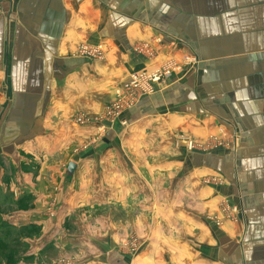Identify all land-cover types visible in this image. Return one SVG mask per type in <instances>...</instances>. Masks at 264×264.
I'll return each mask as SVG.
<instances>
[{
  "label": "crops",
  "instance_id": "1",
  "mask_svg": "<svg viewBox=\"0 0 264 264\" xmlns=\"http://www.w3.org/2000/svg\"><path fill=\"white\" fill-rule=\"evenodd\" d=\"M0 8V240L26 250L18 264H264V0ZM145 42L157 57L133 50ZM187 51L193 67L111 124L73 122ZM129 240L136 252L117 245Z\"/></svg>",
  "mask_w": 264,
  "mask_h": 264
},
{
  "label": "rangeland",
  "instance_id": "2",
  "mask_svg": "<svg viewBox=\"0 0 264 264\" xmlns=\"http://www.w3.org/2000/svg\"><path fill=\"white\" fill-rule=\"evenodd\" d=\"M2 12V9L0 8V13ZM139 44H146V42L145 43H139ZM138 44V45H139ZM137 45V46H138ZM150 49H147L146 50V52L144 51H142L141 53H142V55H144V56H148L149 54H153L152 56H151V58H153V57H157L158 55H159V48H153V47H151V45H148V44H146ZM82 47H84V46H80L77 50H76V52H75V54L76 55H78V56H82V57H84V58H87V59H90L91 58V56L89 57V56H84V55H82V53H81V48ZM95 48H98L99 50H100V52L101 53H99V55L101 54V56L100 57H102V55H103V52H102V50L99 48V47H95ZM135 52H139L137 49L135 50V49H133ZM191 56H192V53L191 52H189V51H187V52H183L182 54H181V57H180V63H177V61L176 60H174V59H170V60H172V67H171V69H172V73L174 72V71H177V70H180V71H182V70H185V69H187V67H193L194 65H195V61L194 60H192L191 59ZM93 58H97V57H93ZM187 61H190V62H187ZM137 71H139V70H137ZM171 73V74H172ZM132 74V73H131ZM130 74V75H131ZM170 77V76H169ZM168 80V79H167ZM126 82V81H125ZM125 82H123L122 84H121V86H119L117 89H115V91L114 92H116V91H118V89L120 88V87H122V85L125 83ZM167 82L168 81H166L165 82V85H167ZM143 85V83L141 84V86ZM165 85H163V86H165ZM155 89H156V85H155ZM155 89L153 90L154 92H155ZM153 92V93H154ZM117 93L118 92H116L115 93V96L111 99V100H109L108 102H107V104L104 106L105 107V109H104V112H103V119H104V122L105 123H109V124H111L112 123V121L114 120V118H115V116L114 117H112V116H109L108 114L107 115H105V112H106V110H107V106L109 107L110 105L112 106V105H114L115 103H117ZM146 96H148V95H146ZM143 97H145V96H143ZM143 97H141V98H143ZM141 98H139V99H137V101L136 102H134V105H136L137 104V102L141 99ZM134 105H132L131 106V108H133V106ZM110 108V107H109ZM131 108H129V109H131ZM128 109H123L122 110V112L119 114V116L118 117H120L121 116V114L123 113V112H125V111H127ZM77 115H80V116H84V117H86L89 121H92V119H98V117L99 116H101V115H92V116H90V115H88V114H77ZM76 115V116H77ZM117 117V118H118ZM74 118L75 117H73L72 118V120H73V122H74ZM75 123V122H74ZM77 124V123H76ZM87 124V123H86ZM107 130V127H106V129L104 130V132L103 133H105V131ZM103 133H101V134H103ZM97 134V133H96ZM96 136V135H95ZM106 137V136H105ZM185 138V139H184ZM214 140V146L216 145V146H219V147H224V145H225V142L223 141V143L220 141V140H218V139H213ZM175 141L176 142H178V143H180V145L181 146H183V148L185 149V150H187V151H198V150H208L209 149V147L210 146H208L207 145V143H203V142H199V143H197V142H195V141H193V139L191 138V137H188V136H183L182 134H179V135H177V139L175 138ZM189 142H190V145H189ZM177 143V145H179ZM227 146V145H226ZM216 179V181L218 182L219 181V183H222V182H224L225 183V177L223 176V175H218V174H216L215 176H214V180ZM215 181V182H216ZM223 183V184H224ZM223 208L225 209V211H226V214H225V211H224V214L228 217L229 216V213H230V210H232V208H235V207H229L228 205H227V203H224V206H223ZM230 218H232V214H231V217ZM208 221H206V223L207 222H209L210 224H215V226H216V220H214V218H212V219H207ZM218 222H220V221H218ZM16 237L15 238H13L12 240H10V242L11 241H15V242H17L19 239H22V237H23V234H18V235H15ZM130 241V242H129ZM127 243H121V244H117V245H120V246H122L123 247V249L124 250H126L125 248H126V244H128V246L129 247H127L128 248V252H131V251H134V252H136V250H137V244H136V242L133 240V241H131V240H129ZM10 247V244H9V242H8V240L7 239H3V240H0V264H18L17 262L19 261V259L24 255V253L26 252V250L25 249H22V248H18V249H11V248H9ZM51 250H53V249H51ZM75 250H77V251H80V249L78 250V248L76 247L75 248ZM57 252V251H56ZM61 253H63L64 254V256L65 255H72V253H74V250H71V249H68V248H64V249H62L61 250ZM68 257V256H67Z\"/></svg>",
  "mask_w": 264,
  "mask_h": 264
},
{
  "label": "built area",
  "instance_id": "3",
  "mask_svg": "<svg viewBox=\"0 0 264 264\" xmlns=\"http://www.w3.org/2000/svg\"><path fill=\"white\" fill-rule=\"evenodd\" d=\"M136 49L139 52H146L147 49H150L146 44H139L136 46ZM135 49V50H136ZM81 53L84 56H91V57H100L101 54L99 55L100 50L98 48H91L84 46L81 48ZM153 54H149L146 56L147 58L151 59V56ZM191 59L195 61L193 56H191ZM190 62V61H187ZM172 60L169 59V62L166 67H158L157 70L153 71L152 73H149V71L145 70H139L136 73H132L129 75V79L118 89L117 93V103L114 105H110L109 107L107 106V110L105 112V115L112 116L116 119L119 114L122 112L123 109H129L131 108L132 105H134V102L137 101V99L146 96L148 94H151L154 92L153 90L155 89V85H165L166 80L171 77L172 73ZM143 85L141 86V84ZM103 114L96 119L97 121L103 120ZM74 122L78 124H86L89 122V120L84 117L77 115L74 118ZM185 139V138H184ZM215 139V138H214ZM222 143L223 141L220 140ZM190 145V142H189ZM222 211H225L224 208H222ZM226 214V211H225ZM231 217V213H229V216Z\"/></svg>",
  "mask_w": 264,
  "mask_h": 264
},
{
  "label": "bare ground",
  "instance_id": "4",
  "mask_svg": "<svg viewBox=\"0 0 264 264\" xmlns=\"http://www.w3.org/2000/svg\"><path fill=\"white\" fill-rule=\"evenodd\" d=\"M137 53H139V54L142 55L141 52H137ZM168 62H169V60H167V62H165L164 64H162V65H160V66L157 65V67H155V68H153L152 70H150L149 73H152L153 71L157 70L158 67H161V68H162V67H166L167 64H168ZM136 72H137V71H136ZM136 72H134V73H136ZM166 81H168V80H166ZM152 93H153V92H152ZM152 93H151V94H148V96H149V95H152Z\"/></svg>",
  "mask_w": 264,
  "mask_h": 264
},
{
  "label": "water",
  "instance_id": "5",
  "mask_svg": "<svg viewBox=\"0 0 264 264\" xmlns=\"http://www.w3.org/2000/svg\"><path fill=\"white\" fill-rule=\"evenodd\" d=\"M73 166H74L73 164H69L68 169L72 170Z\"/></svg>",
  "mask_w": 264,
  "mask_h": 264
}]
</instances>
